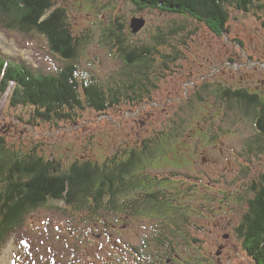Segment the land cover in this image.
Instances as JSON below:
<instances>
[{"label":"rangeland","instance_id":"374dc122","mask_svg":"<svg viewBox=\"0 0 264 264\" xmlns=\"http://www.w3.org/2000/svg\"><path fill=\"white\" fill-rule=\"evenodd\" d=\"M54 2L63 10L74 33L89 41V47L81 51L82 67L100 77L124 73L116 48L110 51L104 38V30L113 24L117 30L124 31V38L130 45L156 51L152 59H155V68L161 72L162 78L155 82V92L145 103L122 104L109 116L99 119L90 115L86 119L80 118L83 123L79 119L76 125H65L58 130H52L46 124L31 126L28 120L19 118L20 121L16 116L30 117L32 109H13L9 98H5L0 101V136L16 149H37L46 158L54 155L65 168L76 159L92 160L103 167L105 159L112 155L113 160L120 161L114 153L121 150H125V156L131 151L132 155L144 157L161 144L165 149L163 158L167 161L157 163L155 170L140 171L145 175L144 181L151 182L152 187H155L156 178L166 176L173 169L169 167L176 162L174 150L184 149L192 157L191 165L184 162V174L191 177L193 166L199 171L206 170L219 182L225 180L223 189L227 192L211 194L206 191L208 202L197 198L190 202L191 213L202 217L201 220L196 218L199 223L197 231L205 227L209 230L212 225L215 228L207 232L206 237L195 236L201 238L205 258L211 264H251L232 233L244 217L247 199L252 200L261 193L259 190L255 195L253 186L261 182L259 175L264 174V154L249 161H238L243 146L256 135L254 124L249 119L241 122L239 115L227 112L222 115L224 122L213 127V116L221 112L227 100L209 92L230 86L234 93L247 91L264 97V14L258 18L235 14V20L228 26L229 34L219 36L190 19L182 20L150 9L142 11L133 0ZM136 19L144 20L145 25L134 35L133 21ZM175 23L179 28L183 26L185 31L178 37L172 36L165 45H155L156 39L166 40L160 33L167 34ZM237 40L242 41V49ZM0 48L8 54L23 57L30 64L37 63L49 72L65 65L51 52L44 38L21 37L4 30L0 33ZM167 56L178 59L165 66L159 58ZM204 84L209 88L203 93ZM202 107L207 109L208 116L201 112ZM208 117L212 121L208 122ZM210 130L212 135L208 137ZM167 135H171L169 140ZM199 142L210 146L207 150L209 161L200 153L194 154L197 148L194 147ZM167 143L168 153L164 147ZM245 167L249 168V179L243 174L242 168ZM171 176L174 177L172 174L168 177ZM192 182L199 186L214 183L205 178ZM243 182L247 186L242 189ZM138 197V193H131L120 197L119 201L133 206ZM66 207L53 203L30 213L22 237L30 233L28 245L31 247L22 242V249L16 236L18 232L10 235L7 244L0 248V264H169L164 251L161 257H155L158 250L155 249V253L154 247L151 250L150 238L157 227L153 219L132 216L134 210L128 207L129 211L125 213H107L102 221L91 217L86 210L80 212ZM206 207L207 212L203 211ZM144 212L139 210L137 213L144 216ZM226 228L229 231L224 233ZM139 250L147 251L152 259L141 255ZM193 257L198 258L199 254Z\"/></svg>","mask_w":264,"mask_h":264},{"label":"trees","instance_id":"16d2710c","mask_svg":"<svg viewBox=\"0 0 264 264\" xmlns=\"http://www.w3.org/2000/svg\"><path fill=\"white\" fill-rule=\"evenodd\" d=\"M133 1L142 11L150 9L182 20L190 19L219 36L229 34L228 26L235 20V14L254 18L264 14V0ZM4 30L21 37L46 39L51 52L65 64L49 72L37 63L30 64L23 57L8 54L0 48V101L9 98L13 109H32L30 117L16 116L18 119L28 120L31 126L46 124L52 130H58L65 125H76L80 118L86 119L90 115L99 119L109 116L111 111L120 108L122 104L145 103L155 92V82L162 78L161 72L155 68V59H152L156 51L130 45L124 38V31L117 30L113 24L104 30V38L110 51L116 48L124 73L100 77L89 68L82 67L81 51L89 47V41L74 33L63 10L58 9L54 0H0V32L3 33ZM184 31L183 26L179 28L175 23L167 34L160 33L161 38L165 36L166 40L156 39L155 45H165L172 36L178 37ZM236 43L242 49V41L237 40ZM236 50L239 51L238 47ZM157 54L163 56L160 52ZM159 59L166 66L176 62L178 58L167 56ZM205 85L203 93L209 88ZM209 93L227 100L221 109V115L217 112L219 114L213 116V127L224 122L222 115L227 112L239 115L238 120L241 122L249 119L254 124L256 135L250 143L243 146L238 161H249L264 154L263 95L247 91L234 93L230 86H223L221 90ZM201 112L207 113L206 116L209 114L205 107H202ZM206 120L212 121L210 117ZM83 122L84 120L81 121ZM211 135L212 130L208 137ZM170 137L167 135V140ZM208 137L205 136L207 142ZM164 147L167 149L168 143ZM209 147L199 142L194 147V154L200 153L209 161ZM124 151L114 153V157H118L120 161L113 160L112 155L105 159L103 167L92 160L76 159V162L65 168L54 155L46 158L37 149H16L0 136V248L2 244H7L10 235L17 232L21 245L22 242L28 245L30 233L22 237L26 218L49 204H64L80 212L86 210L91 217L102 221L107 213H125L130 207L134 210L132 216L154 220L157 227L150 240L151 250L152 247L154 253L155 249L158 250L155 257H161V252L164 251L169 264H211L205 258L207 255H204L200 237H206L210 230L214 231V225L209 230L205 227L204 230L197 231L199 223L196 218L201 220L202 217L191 213L193 208L190 202L194 198L206 201V191L211 194L217 191L227 192L223 189L225 180L221 179L219 182L206 170L199 171L193 166L194 173L191 177L184 174V162H187V166L191 165L192 157L184 149L177 148L174 150L177 153L176 162L169 167L173 169L166 174L167 177L156 178L155 187H152L151 182L147 184L144 181L145 175L140 171L155 170L157 163L167 161L163 158L165 149L158 144L144 157L132 155L131 151H128L130 155L125 156ZM120 155L124 157L119 158ZM195 160L196 158L193 163ZM242 169L246 179H249V168ZM169 174L174 177L169 178ZM202 178L214 183H202L203 186H199L192 182ZM259 179L261 182L255 183L253 189L255 195L259 190L261 193H257L252 200L247 199L244 217L237 230L232 233L251 264H264V174H260ZM246 186L245 182L241 184L242 189ZM131 193H138L139 196L133 206L120 203V197ZM238 205L242 203L239 202ZM207 209L202 210L207 212ZM139 210L145 211L144 216L137 213ZM227 231L229 230L226 228L224 233ZM195 236L200 237L198 239ZM27 247L30 248L31 245ZM34 252L36 253V249L33 254ZM140 254L152 259L147 251L143 253L141 250ZM194 254H199V257H193Z\"/></svg>","mask_w":264,"mask_h":264},{"label":"water","instance_id":"95a60500","mask_svg":"<svg viewBox=\"0 0 264 264\" xmlns=\"http://www.w3.org/2000/svg\"><path fill=\"white\" fill-rule=\"evenodd\" d=\"M144 25H145V21L144 20H142V19H140V20H138V19L134 20L133 21V28H134L135 33L138 30L142 29L144 27Z\"/></svg>","mask_w":264,"mask_h":264},{"label":"flooded vegetation","instance_id":"af4514ba","mask_svg":"<svg viewBox=\"0 0 264 264\" xmlns=\"http://www.w3.org/2000/svg\"><path fill=\"white\" fill-rule=\"evenodd\" d=\"M129 251V250H128ZM141 250H139V253H140Z\"/></svg>","mask_w":264,"mask_h":264}]
</instances>
